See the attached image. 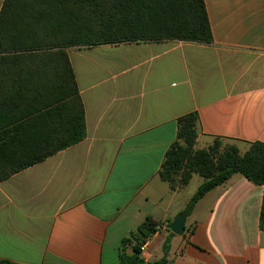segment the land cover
Masks as SVG:
<instances>
[{
    "label": "crops",
    "instance_id": "0c3cea01",
    "mask_svg": "<svg viewBox=\"0 0 264 264\" xmlns=\"http://www.w3.org/2000/svg\"><path fill=\"white\" fill-rule=\"evenodd\" d=\"M204 2L211 44L68 50L86 137L0 182L1 260L118 264L121 241L152 218L167 228L149 238L146 261L161 259L169 239L172 264H264V185L243 176L208 192L182 236L170 230L196 193L184 197L189 185L172 191L158 175L180 117L198 112L197 149L215 137L242 153L264 143V0Z\"/></svg>",
    "mask_w": 264,
    "mask_h": 264
},
{
    "label": "trees",
    "instance_id": "16d2710c",
    "mask_svg": "<svg viewBox=\"0 0 264 264\" xmlns=\"http://www.w3.org/2000/svg\"><path fill=\"white\" fill-rule=\"evenodd\" d=\"M213 42L204 0H5L0 11V182L86 137L84 105L69 59L71 48L138 42ZM177 137L159 177L172 191L193 175L204 182L188 202L189 215L211 190L240 175L264 185V143L215 137L197 149L199 114L178 119ZM264 231V196L260 213ZM160 225L147 218L119 247L118 264H172L169 239L163 257L146 261L142 246ZM173 235V234H172ZM0 264H15L1 260Z\"/></svg>",
    "mask_w": 264,
    "mask_h": 264
},
{
    "label": "water",
    "instance_id": "95a60500",
    "mask_svg": "<svg viewBox=\"0 0 264 264\" xmlns=\"http://www.w3.org/2000/svg\"><path fill=\"white\" fill-rule=\"evenodd\" d=\"M187 219V214L180 213L176 218L173 220L170 226V230L172 233L178 236H182L185 233V223Z\"/></svg>",
    "mask_w": 264,
    "mask_h": 264
},
{
    "label": "rangeland",
    "instance_id": "374dc122",
    "mask_svg": "<svg viewBox=\"0 0 264 264\" xmlns=\"http://www.w3.org/2000/svg\"><path fill=\"white\" fill-rule=\"evenodd\" d=\"M212 143H213V140H212L211 144ZM227 143H233V142H231V141H224V144H227ZM201 181H204V178L202 176H200L199 174L193 175V178H192L191 182L189 183V187L187 189H185V191L183 193L184 194V197L186 196V194L187 195L188 194L190 195L191 193H195L197 191L198 185L200 184ZM189 197H191V196H189ZM182 200H181V202H182Z\"/></svg>",
    "mask_w": 264,
    "mask_h": 264
},
{
    "label": "built area",
    "instance_id": "2783aa9c",
    "mask_svg": "<svg viewBox=\"0 0 264 264\" xmlns=\"http://www.w3.org/2000/svg\"><path fill=\"white\" fill-rule=\"evenodd\" d=\"M166 228H167V225H160V226L157 228V230H158V231H161V230L166 229ZM148 240H149V239H148ZM148 240H147V242L142 246V254H144L145 251H146V247H147Z\"/></svg>",
    "mask_w": 264,
    "mask_h": 264
}]
</instances>
